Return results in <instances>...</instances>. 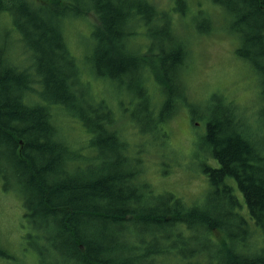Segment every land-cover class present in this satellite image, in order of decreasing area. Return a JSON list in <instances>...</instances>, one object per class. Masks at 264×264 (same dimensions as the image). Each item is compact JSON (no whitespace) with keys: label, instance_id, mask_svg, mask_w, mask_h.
<instances>
[{"label":"trees","instance_id":"trees-1","mask_svg":"<svg viewBox=\"0 0 264 264\" xmlns=\"http://www.w3.org/2000/svg\"><path fill=\"white\" fill-rule=\"evenodd\" d=\"M213 2L231 14L234 28L238 21L236 53L256 67L264 84V0ZM145 8L150 14L123 0H0L3 190L15 191L23 218L43 231L44 239H49V224L59 225L74 264H170V257L178 255L175 264H264V144L258 135L264 125L260 130L233 99L220 94L211 99L222 113L207 116L208 154L199 171L208 184L200 202L191 204L158 190L145 176L139 155L146 153L143 145L129 143L124 133L128 121L134 128L130 119L139 124L140 117L128 111L122 94L114 101L118 106L99 100L93 104L97 110L89 106L84 111L82 140L70 138L61 125L67 113L61 105L93 95L67 45L65 18L91 14L99 78L119 84V91L121 84L127 88L126 76L132 79L128 89L134 90L137 106L148 115L156 112L155 127L146 128L149 135L161 134L167 142L170 130L163 125L176 118L179 105L184 109L191 101L184 69L189 49L171 17L159 15L154 6ZM142 27L143 33L138 31ZM17 41L36 44L30 49L32 65L23 64L27 52H13ZM38 61L41 78L30 70ZM154 81H161L164 90ZM95 111L100 120L93 126ZM89 133H98L100 150L113 147L111 153L120 160L105 159L102 151V160L93 156ZM2 247L0 256L8 258Z\"/></svg>","mask_w":264,"mask_h":264},{"label":"rangeland","instance_id":"rangeland-1","mask_svg":"<svg viewBox=\"0 0 264 264\" xmlns=\"http://www.w3.org/2000/svg\"><path fill=\"white\" fill-rule=\"evenodd\" d=\"M33 1L43 3L45 0ZM123 1L143 8L144 14H150V8L145 7L154 6L159 15L166 14L172 18L174 28L187 40L189 52L185 58L184 69L190 84L188 96L191 99V105H185L184 109L179 105L176 118L163 125L166 132L170 130L166 143H163L165 137L161 134L149 135L148 131L151 129L146 128L149 125L152 128L155 127L153 119L156 112L148 115L150 111L141 110L137 106L138 98L130 93L134 90L128 89L132 87V79L126 76L127 88L125 84H121L123 88L119 91V84L109 79L99 78L100 71L94 64L93 16L91 14H87L85 18L66 16L64 31L67 45L71 54L78 60L76 64L85 71L82 78L92 87L93 95L88 93L92 96L83 99L81 103L75 102L76 105H71V103L61 105L67 112L62 118L61 125L65 127L70 138L82 140L85 136V126L82 125L83 128L80 122L82 123L84 111L89 106L97 110L93 104L99 100L108 99L114 103L119 98V93L122 94L126 97L128 111L140 117L139 124H136V120L130 119L135 122L134 128L128 121V128L124 133L131 137L129 143L140 142L143 145L146 153H139V155L144 158H141V165L144 166L145 176L152 184L158 186V190L171 191L189 204L195 200L200 202L208 184L207 177L199 171L200 163L205 159L203 157L208 154L205 150L207 145L204 144L206 120L208 115L219 114L221 116L222 113L218 104L211 102V99L215 94H220L225 99H233L237 107L246 110L250 119L261 130L264 125L262 75L249 60L236 53L240 44V33L233 29H241V27H238L236 19L237 28H234L231 14L213 0ZM48 18L50 16L45 14L44 19ZM138 31L143 33L145 28L142 27ZM138 36H141L143 43L148 44L149 41L143 35ZM35 45L30 42L27 46L26 43L17 41L12 48L14 53L15 51L28 53L29 58L24 59L23 64L29 66V64L32 65L30 49L35 48ZM39 65L38 61L35 67H30V70L33 74L39 72V78H41L43 75L41 69L40 71L36 69ZM61 65L63 66V61ZM160 82L154 81L159 89H163ZM96 97H99L98 100ZM114 106H118L116 102ZM162 112L163 110H160V116ZM90 115L91 123L95 126L100 120V113L95 111ZM89 135L91 138L88 136L87 143L92 144L91 154L93 156H101L102 152H105V159L120 160L117 152L111 153L110 149L115 152L113 147L109 149L104 146V149L100 150V146L96 145L98 133H89ZM258 135H261L260 141L264 144V130ZM83 147L84 143L77 148L81 151ZM87 152L85 148L83 154ZM2 185L3 180L0 178V244L9 256L8 258L0 256V264H74L71 260L73 256H68L66 248L63 247L65 242L59 235V225L49 224L45 231L49 239L41 237L43 231L38 233L23 218L24 208L21 199L15 191H4ZM237 192L239 193L238 190ZM59 248L60 251H57ZM178 256L170 257L169 263L175 264ZM202 256H208V254L205 253Z\"/></svg>","mask_w":264,"mask_h":264}]
</instances>
